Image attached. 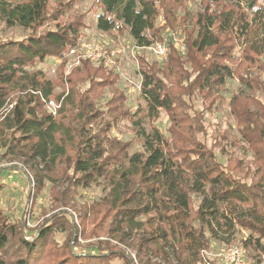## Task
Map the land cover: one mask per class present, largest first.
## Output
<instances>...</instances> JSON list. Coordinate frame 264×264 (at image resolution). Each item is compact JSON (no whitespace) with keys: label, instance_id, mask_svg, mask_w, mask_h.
Here are the masks:
<instances>
[{"label":"trees","instance_id":"16d2710c","mask_svg":"<svg viewBox=\"0 0 264 264\" xmlns=\"http://www.w3.org/2000/svg\"><path fill=\"white\" fill-rule=\"evenodd\" d=\"M94 1L100 9V31H126L137 46L144 47L163 41L161 32L173 25L174 6L185 10L187 0ZM197 4L200 10L193 16L197 30L188 33L185 57L171 43L162 66L139 58L145 107L133 111L126 105L128 95L118 86L119 75L102 64L93 66L84 60L68 72L64 59L55 80L28 70L48 57L63 58L78 44L85 22L78 17L66 24L60 21L70 4L61 3L51 11L48 0H0V19L8 26L31 30L21 40L0 43V149L25 148L28 161L37 168L43 165L44 171L52 172L62 161L71 163L76 187L106 179L111 187L104 204L113 223L110 232L123 241L130 233L143 231L147 236L135 247L150 250L165 264H173L171 258L176 264L199 263L210 246L204 231L218 238V231H230L238 224L251 232L257 246L264 238L263 223L240 213L244 207L256 210L264 196V105L253 94L264 93L256 74L264 70V0H199ZM161 16L166 21L163 26L158 25ZM49 20L56 22L55 27L39 33ZM237 39L249 41L238 60ZM231 78L252 89L251 95H235L231 101L239 134L247 143L244 150L253 154L246 174L259 177L251 184L240 176L246 168L243 162L223 147L229 160L225 165L200 141L202 118L196 111L190 113L194 109L189 100L197 94L211 95ZM106 88L112 94L105 110L97 101ZM50 101L59 105L57 116L47 108ZM161 113L169 118L168 134L153 124ZM121 120L131 122L132 141L111 137ZM144 120L150 123L148 132ZM138 140L142 151L131 154ZM9 142L14 145L9 147ZM239 143L233 139V146ZM24 220L14 222L0 209V264H110L120 255L125 264H134L115 248L79 253L68 243L57 251L48 240L56 230L54 220L31 234Z\"/></svg>","mask_w":264,"mask_h":264},{"label":"rangeland","instance_id":"374dc122","mask_svg":"<svg viewBox=\"0 0 264 264\" xmlns=\"http://www.w3.org/2000/svg\"><path fill=\"white\" fill-rule=\"evenodd\" d=\"M51 11L55 10L61 3L70 4L65 15L62 16L61 22L63 24L69 23L73 19L81 18L85 24L81 29L80 39L76 45L77 51L71 53L69 51L63 58L48 57L45 61L39 62L36 66L29 68L30 71H41L48 79L55 80L57 78L58 67L64 59L68 60L67 71L76 66H81L83 61H89L93 66L98 64L104 65L107 69L114 71L119 75V88L123 89L128 95L126 102L127 107L133 111L145 107V101L142 98L139 85L141 83V76L139 74V58L142 57L147 62H157L160 66L166 63V60L157 59L148 49H143L136 45L128 32L123 33L112 31L110 33L102 32L97 28V15L100 9L97 7L94 0H48ZM199 0L186 1L184 9L174 6L173 25L163 29L161 37L167 44H173L175 47L176 38H181L187 49V37L191 30H197L195 25V17H193L199 9L197 4ZM186 15H185V12ZM186 19L183 20V17ZM54 20L47 21L38 32L54 28ZM166 21L161 16L158 19V25H165ZM31 30L19 27L8 26L2 19H0V43L4 41H18L29 36ZM261 35L264 31L261 30ZM248 38V37H247ZM158 41V40H155ZM249 43L246 40H236V49L234 51L235 59H240L245 46ZM100 44V45H97ZM98 48H96L97 46ZM90 46H95L90 48ZM116 50L114 64L106 66L101 60H93L86 57L87 54L94 55L97 50L109 49ZM179 50V49H178ZM181 53V51L179 50ZM183 54V53H181ZM185 54V55H184ZM182 56H186V51ZM264 62V56L263 60ZM189 71L190 67L187 66ZM256 74L259 80L264 84V70H258ZM194 77V74H192ZM63 88L58 87L57 91H62ZM68 89V88H67ZM68 91V90H67ZM112 92L109 88L105 89L103 97L98 100V107L100 109H107V101L111 98ZM251 95L252 89L243 85L239 79L231 78L227 81L222 89L213 91L211 95L204 97L199 94L189 100L193 106L191 115L196 111L202 118V126L204 131L198 134L200 141L212 148L217 154L219 160L228 165L229 160L223 153V147L227 152L232 154L233 159L243 162V166L253 160V154L245 151L244 146L247 143L243 141L239 134L236 118L232 112L231 101L235 95ZM264 105L263 91H255L253 93ZM13 100V104H16ZM187 100V99H186ZM57 113V105L55 104ZM48 110L52 112L50 104L47 106ZM57 116V115H55ZM2 119V118H0ZM109 120V118H108ZM150 123L143 121V127L150 129ZM153 124L164 133L168 134L170 121L165 113H161L158 120L153 121ZM111 137L117 138L120 141L127 142L134 139L133 126L131 122L121 120L119 125L111 130ZM14 136V135H13ZM16 136H18L16 134ZM239 139V145L233 146V139ZM14 144L8 143L11 147ZM142 151V142L140 140L133 142L130 153ZM27 149L24 150L13 149L8 147L0 149V209L6 213L14 222L23 224L26 218V227L29 234L36 228L42 225L45 221L54 220V228L56 230L48 237L50 244L56 245L57 251L63 250V247L69 243L76 252L92 253L96 252L99 247L100 250L115 248L123 254L130 257L134 264H165L160 258L152 254L150 250L140 251V248L135 247V244H140L141 237L147 236L143 231H135L126 235L125 240L121 241L110 232L113 228V223L109 214H107L106 205H104L109 198L111 187L106 179H99L97 183L89 187H76L73 180H75V173L71 163L60 162L57 168L52 172L44 171L43 165L37 168L33 162H29L28 157L25 156ZM244 167V168H245ZM29 174L31 184L28 182L24 171ZM248 168L246 167L240 176L242 179L251 184L253 181H258L254 174L247 175ZM40 171V172H39ZM254 172V168H252ZM42 175L49 176L41 179ZM37 184V186H36ZM200 202L198 198L196 204ZM242 216L250 220L261 221L264 225V196L255 210L254 208L244 207L240 210ZM199 229L198 222L195 223ZM206 239L209 241V248L203 251L200 255L201 263L207 262L217 263L215 258L217 253L221 251L226 245L243 244L251 259L257 260L264 264V238H260V246H257L254 237H251L250 231L235 224L234 229L218 231V238L211 237L210 233L204 231ZM76 234V240L73 238ZM259 237V236H257ZM121 241V242H120ZM142 259V260H141ZM125 258L115 256L110 260V264H125ZM214 260V261H213ZM49 261V260H48ZM144 261V262H141ZM171 262L176 264L171 258Z\"/></svg>","mask_w":264,"mask_h":264},{"label":"built area","instance_id":"2783aa9c","mask_svg":"<svg viewBox=\"0 0 264 264\" xmlns=\"http://www.w3.org/2000/svg\"><path fill=\"white\" fill-rule=\"evenodd\" d=\"M175 44L177 48L181 51V53H185L186 45L181 38H176ZM100 45V44H97ZM95 45V46H97ZM95 46H90V48H94ZM97 46L96 48H98ZM143 49H148L150 52L159 60H165L168 57L169 52V44L166 41H158L150 44L149 46L141 47ZM71 53H75L77 49L74 47L71 50ZM98 52H94V55L87 54L86 57L91 58L93 60H101L104 62L106 66H111L114 64L115 56L117 55L116 50L111 48L107 52L104 49L97 50ZM139 89H141V83L139 85ZM13 105H11L12 107ZM50 106L52 108V112L55 115L56 109L55 103L50 101ZM205 251V250H204ZM217 263L216 264H263L259 263L255 259H251L246 247L243 244H231L226 245L219 253H217L216 257ZM213 260V261H214ZM200 261L199 263H201ZM208 264H213V262H207ZM215 264V263H214Z\"/></svg>","mask_w":264,"mask_h":264}]
</instances>
